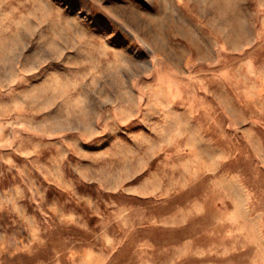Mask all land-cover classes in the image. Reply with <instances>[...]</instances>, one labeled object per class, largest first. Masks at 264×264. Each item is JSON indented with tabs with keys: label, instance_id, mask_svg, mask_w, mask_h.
I'll list each match as a JSON object with an SVG mask.
<instances>
[{
	"label": "rangeland",
	"instance_id": "rangeland-1",
	"mask_svg": "<svg viewBox=\"0 0 264 264\" xmlns=\"http://www.w3.org/2000/svg\"><path fill=\"white\" fill-rule=\"evenodd\" d=\"M0 264H264V0H0Z\"/></svg>",
	"mask_w": 264,
	"mask_h": 264
}]
</instances>
